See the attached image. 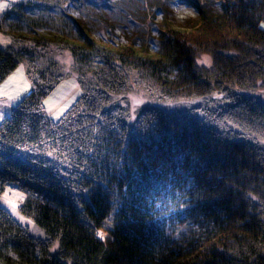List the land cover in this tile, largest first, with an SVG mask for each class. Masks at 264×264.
I'll use <instances>...</instances> for the list:
<instances>
[{"label": "trees", "instance_id": "obj_1", "mask_svg": "<svg viewBox=\"0 0 264 264\" xmlns=\"http://www.w3.org/2000/svg\"><path fill=\"white\" fill-rule=\"evenodd\" d=\"M22 1L0 19L10 39L0 83L25 61L30 86L0 121V194L8 183L25 192L18 213L42 238L0 207V264H264V103L254 96L264 92V0H218L214 16L198 7L197 21L165 22L152 51L99 45L80 17L29 33L11 17H26ZM26 51L69 55L80 92L57 121L41 101L68 75L51 60L33 66ZM134 90L224 103L201 118L102 110Z\"/></svg>", "mask_w": 264, "mask_h": 264}, {"label": "rangeland", "instance_id": "obj_2", "mask_svg": "<svg viewBox=\"0 0 264 264\" xmlns=\"http://www.w3.org/2000/svg\"><path fill=\"white\" fill-rule=\"evenodd\" d=\"M22 0H0L4 6L0 8V19L9 10L12 4ZM23 0L22 2H24ZM29 5L22 10L26 17H11L17 20L21 28L29 33L48 28L56 30L59 27L72 26L74 19L83 18L84 23L91 30V35L99 45L132 44L144 45L152 51L157 49L160 30L164 29L165 22L172 26H180L197 21L198 10L206 17L219 13L218 0H28ZM0 25L6 29L7 22L4 19ZM20 30V29H19ZM10 39L0 32V49L9 46ZM22 56L29 59L33 66H39L45 59L54 61L61 74L68 75L59 81L52 90L42 99L41 104L45 115L50 121H57L60 115L79 96V88L74 74L71 71L72 63L66 51L54 54L50 57H35L31 52H25ZM96 58L88 59L85 66L96 63ZM25 62V61H24ZM18 63L16 69L21 73L28 87L29 79L25 77L22 64ZM200 67H208L210 58L202 55L197 61ZM14 68V69H15ZM83 83L93 89L91 79L84 77ZM29 91V90H28ZM27 91V92H28ZM97 91V90H96ZM26 94V93H25ZM24 94V95H25ZM248 95L250 92L247 93ZM4 111L0 119L7 117L11 106L15 105L24 95L14 97L0 93ZM258 101L264 103V92L254 94ZM107 104L102 110L113 116L133 118L139 111L148 107H155L164 112L179 115L187 114L201 118L204 111L213 110L224 103L221 94L212 93L201 99H189L185 101L167 102L160 98L149 96L142 91H132L126 94H113L108 97ZM25 198V192L18 189L14 184L8 183L0 194V207L6 210L12 218L35 238H42L40 231L35 228L30 220L23 218L18 213V207ZM15 204V208H13ZM109 218L105 219L98 229L101 234L109 225ZM187 227L180 226L175 231L178 238ZM55 247L50 253L55 255Z\"/></svg>", "mask_w": 264, "mask_h": 264}, {"label": "bare ground", "instance_id": "obj_3", "mask_svg": "<svg viewBox=\"0 0 264 264\" xmlns=\"http://www.w3.org/2000/svg\"><path fill=\"white\" fill-rule=\"evenodd\" d=\"M29 90V87L22 77L18 69H13L0 83V93L5 95H11L14 93V97L18 94H25ZM16 98V97H15Z\"/></svg>", "mask_w": 264, "mask_h": 264}, {"label": "crops", "instance_id": "obj_4", "mask_svg": "<svg viewBox=\"0 0 264 264\" xmlns=\"http://www.w3.org/2000/svg\"><path fill=\"white\" fill-rule=\"evenodd\" d=\"M0 96H3V95H0ZM3 105H4V104L1 103V97H0V115H1L2 112L4 111V109H3V107H2ZM13 106H14V105H13ZM13 106H11L10 109H11ZM2 119H3V118H1L0 121H1Z\"/></svg>", "mask_w": 264, "mask_h": 264}, {"label": "snow or ice", "instance_id": "obj_5", "mask_svg": "<svg viewBox=\"0 0 264 264\" xmlns=\"http://www.w3.org/2000/svg\"><path fill=\"white\" fill-rule=\"evenodd\" d=\"M4 5L2 4V3H0V8H2ZM13 206V208H15V204H13L12 205ZM101 235V239H103V235L102 234H100Z\"/></svg>", "mask_w": 264, "mask_h": 264}]
</instances>
